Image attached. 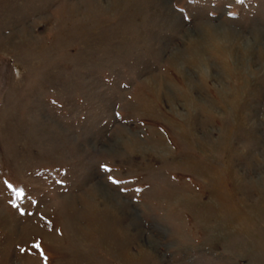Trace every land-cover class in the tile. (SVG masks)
Returning <instances> with one entry per match:
<instances>
[{
    "label": "rangeland",
    "instance_id": "obj_1",
    "mask_svg": "<svg viewBox=\"0 0 264 264\" xmlns=\"http://www.w3.org/2000/svg\"><path fill=\"white\" fill-rule=\"evenodd\" d=\"M263 240L264 0H0V264H264Z\"/></svg>",
    "mask_w": 264,
    "mask_h": 264
},
{
    "label": "snow or ice",
    "instance_id": "obj_2",
    "mask_svg": "<svg viewBox=\"0 0 264 264\" xmlns=\"http://www.w3.org/2000/svg\"><path fill=\"white\" fill-rule=\"evenodd\" d=\"M229 7H230V5H229ZM181 12H183V9H181ZM228 15L232 16V15H235V13L229 12ZM184 18H185V19H188V17H184ZM101 167H103V168L105 169V171H111V169H110V168L108 167V165H106V164H102ZM108 180H110L113 184H116V185H118V184L121 183L120 180L116 179V178L113 177V176H108ZM9 187H12V185L9 184ZM15 191H16V194H17L18 197H22V196L25 195V191H24L23 188L15 189ZM35 247H36L37 249H41V245H40V243H36V244H35ZM41 251H42V249H41Z\"/></svg>",
    "mask_w": 264,
    "mask_h": 264
},
{
    "label": "bare ground",
    "instance_id": "obj_3",
    "mask_svg": "<svg viewBox=\"0 0 264 264\" xmlns=\"http://www.w3.org/2000/svg\"><path fill=\"white\" fill-rule=\"evenodd\" d=\"M232 207H233V206H232ZM237 208H238V207H237ZM230 209H231V208H230ZM234 209L236 210V208H234ZM232 210H233V209H232ZM243 211H244V210H243ZM240 218H241V217H240ZM240 218H239V220H240ZM242 219H243V218H242ZM246 220H247V219H246ZM246 220H245V221H246ZM241 221H242V220H241ZM241 221H240V223H241ZM245 221H244V222H245ZM237 222H238V220H237ZM255 222H256V221H255ZM244 224H245V223H244ZM250 224H251V222H250ZM247 226H249V225H247ZM247 226H246V227H247ZM242 227H243V226H242ZM245 229H246V228H245ZM249 230H250V226H249ZM251 231H252V230H251ZM253 233H254V232H253ZM251 235H252V234H251ZM255 235H256V234H255ZM246 237H247V236H246ZM260 238H261V237H260ZM257 240H259V239H257ZM259 241H260V240H259ZM256 242H257V241H256ZM263 242H264V240H263ZM261 244H262V243H261ZM262 247H263V246H262Z\"/></svg>",
    "mask_w": 264,
    "mask_h": 264
}]
</instances>
